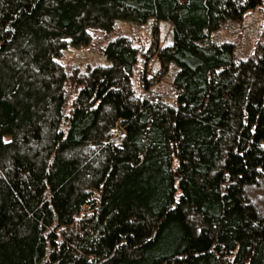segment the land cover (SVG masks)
<instances>
[{
	"label": "trees",
	"instance_id": "16d2710c",
	"mask_svg": "<svg viewBox=\"0 0 264 264\" xmlns=\"http://www.w3.org/2000/svg\"><path fill=\"white\" fill-rule=\"evenodd\" d=\"M261 9L0 0V264H264V43L218 41ZM148 22L172 27L170 99L138 94V48L107 41ZM97 34L104 64L59 63Z\"/></svg>",
	"mask_w": 264,
	"mask_h": 264
},
{
	"label": "rangeland",
	"instance_id": "374dc122",
	"mask_svg": "<svg viewBox=\"0 0 264 264\" xmlns=\"http://www.w3.org/2000/svg\"><path fill=\"white\" fill-rule=\"evenodd\" d=\"M111 37H126L132 46L139 50V61L135 76L132 79L133 88L138 94L157 95L162 99L173 96L172 81L175 75L173 66L164 72L158 58V52L173 43L172 27L167 22L155 25L148 22L145 25H119ZM219 42H231L234 44L237 55L240 59H247L254 56L257 47L264 43V9L247 14L240 23L226 25L218 33ZM106 43L105 37L101 34L93 36L92 45L86 48L69 49L59 61L63 66L72 69L88 71L95 66L105 62L101 49ZM147 87H144V79ZM113 143L120 144L119 136L113 139Z\"/></svg>",
	"mask_w": 264,
	"mask_h": 264
}]
</instances>
